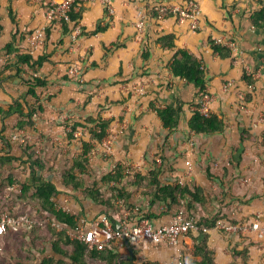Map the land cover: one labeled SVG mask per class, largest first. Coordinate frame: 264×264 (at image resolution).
<instances>
[{"label":"crops","instance_id":"obj_1","mask_svg":"<svg viewBox=\"0 0 264 264\" xmlns=\"http://www.w3.org/2000/svg\"><path fill=\"white\" fill-rule=\"evenodd\" d=\"M157 1L112 0L113 15H108L100 3L86 2L82 19L70 24L64 34L61 23L48 22L46 0H0V110H7L16 101L35 104V99L27 94L28 84L22 80L28 74L48 81L47 87L37 89L44 111L34 116L32 128L36 127L38 115L59 117L67 109L76 111V122L84 123L88 116L95 117L92 112L96 104L79 89H87L91 94L98 90V106L106 101L118 104L112 111L101 113L103 120L112 121L106 138L111 142L110 151L117 164L148 163L157 156L156 164L147 166L148 172L160 170L167 178L165 184L178 182L205 189L207 204H195L192 210L197 218L218 212L237 221H250L257 215L264 217V27L256 26L251 19L259 5L254 0H196L200 5V26L193 31L187 21L180 23L173 15L159 17L155 12L149 13ZM187 1L160 0L168 5ZM141 19L145 26L138 30L136 24ZM100 23L109 27L94 36L72 40L76 28L89 32ZM39 29L45 30L43 41L32 38ZM166 35L175 36V49L162 48L157 42ZM210 40L216 43L221 40L226 47L229 44L231 56L221 58L214 53ZM116 43L119 46L112 47ZM177 49L188 50L202 61L209 108L223 120L222 133L191 131L189 121L202 101V92L195 84L172 75L169 65ZM16 54H30L35 60L45 55L48 60L34 70L27 64H18ZM74 64L80 67L81 81L62 77L68 76L67 70ZM244 74L251 84L243 79ZM51 77H58L59 84L53 83ZM228 84L229 89H225ZM151 104L160 108L181 104L183 114L178 127H164ZM83 105H91V113L79 111ZM123 111L121 122L119 116ZM19 120L18 114L6 118L0 114L4 129L7 124H15L17 128ZM49 122H53V117ZM208 169L213 179L208 178ZM130 201L134 203L132 198ZM160 205L161 211H154L150 220L154 226L171 222L180 206ZM134 211L137 209L131 212ZM198 230L182 238L179 246L151 243L135 246L136 262L173 264L178 249L190 262L196 260L193 248L200 234ZM207 233L216 264L233 263L234 248L248 251L247 263L240 257L234 264H264V248L254 237L226 235L216 227ZM116 246L125 257H132L128 243Z\"/></svg>","mask_w":264,"mask_h":264},{"label":"trees","instance_id":"obj_2","mask_svg":"<svg viewBox=\"0 0 264 264\" xmlns=\"http://www.w3.org/2000/svg\"><path fill=\"white\" fill-rule=\"evenodd\" d=\"M259 8L252 14L251 19L256 26L264 27V0H254ZM156 4L161 3L160 0L155 2ZM78 5H81L78 7ZM155 5V4H154ZM83 2L76 1L69 9L68 16L69 21L65 19L61 20V25L64 34L69 31L70 24H76L82 19ZM11 10V9H10ZM10 16L11 11H10ZM12 22H14V18ZM109 27L108 24L102 25L101 23L97 25L95 30L85 32L82 30L80 36H94L100 32H104ZM174 35H166L157 40L162 48L175 49ZM214 53L218 54L221 58H228L231 56L232 50L229 47L217 44L216 42L209 41ZM119 44H113L112 47H117ZM8 52H12L11 47L8 46ZM18 64H27L30 68L36 70L41 67L42 64L48 60L47 56H39L36 60L30 54H16ZM96 64L93 63V66ZM170 71L174 77H179L190 83L195 84V86L202 92V95L206 91V79L205 70L202 61L193 53L185 49H177L173 60L171 61ZM21 70L18 69V73ZM243 79L251 84V81L244 74ZM23 82L28 84L27 94L35 99V104L30 105L25 102L24 105L20 101H16L14 104L10 105L7 110H0L2 117L6 118L12 114H18L20 120L17 123L18 129L32 128L34 126V116L38 112H43L44 108L41 104V98L37 93V89L45 88L48 85L46 78L40 76L29 75L27 78H22ZM90 102V97L87 98L86 104ZM38 103V104H37ZM201 103L197 106L193 113L191 120L189 121V127L195 134H213L222 133L225 128L223 120L215 113L210 112L209 114H203L198 111ZM153 110L156 111L158 117L163 122L164 127L168 129H175L178 127L179 121L182 117L183 110L182 105L179 104L177 107L166 106L164 108L156 107L151 104ZM27 108V111L25 110ZM87 129L91 141L82 140L81 153L78 154L72 161L69 169L63 174V184L66 187H71L74 191H80L84 197L92 200L95 204L105 206L107 208L116 207L117 204H125V207L129 211L138 210V213H142L141 209L137 204L132 203L130 200L133 193L129 191L122 184L125 178L124 168L121 164H117L114 169L102 178V182L105 184H111V197L105 198L102 191L99 188L87 187L85 186L84 176L88 173L90 166V155L94 148V142L102 143L108 136V129L110 127V122L103 120L101 114L99 113L97 117L88 116L84 123L74 122L72 125V132L77 131L78 128ZM73 137V134H69ZM3 148H0V163L5 164L13 161H23L22 158L12 155V144L6 139H2ZM27 160L25 162L28 164L31 170V183H21L20 193L23 199L34 200L44 212V214L49 215L53 218V221L72 230H78L80 225L78 218L65 211L64 209L58 207L55 203V199L61 194L58 187L51 181L45 180L38 171L43 172L45 170V164L42 160L34 158L31 153H28L27 149L24 150ZM134 184L138 187H142L144 194L149 199L150 206L158 204H166L169 208L180 205L178 208H185L186 213L192 217L196 225L199 227L198 232L199 237L196 239L193 254L196 260H192L191 264H216L214 261V252L208 246V233L207 230L215 227L216 222L219 219H227L230 222H238L235 219L229 218L220 212L211 215L206 218H197L193 213V208L195 204L205 206L207 204V198L205 195V189L199 186H193L192 188L186 185H181L178 182L173 183H163L161 181V171L151 170L147 175H142L141 173H136ZM207 176L209 179H213L214 176L211 174L210 170H207ZM10 184H13V179H9ZM31 193L30 197L27 198L26 195ZM181 201L184 203H181ZM181 203V204H180ZM141 209V210H140ZM143 217L151 220L153 214H143ZM142 219V218H141ZM111 226L116 228L118 221L114 218H109ZM129 224L139 223L140 220L132 221L131 219L126 220ZM36 224H33L25 231L30 232L34 229ZM104 227V225H102ZM52 241L51 246L55 254L60 255L64 258L69 259L71 264H90L89 260H95L102 262L104 264H155L151 262L138 263L136 262L135 246L129 243V247L133 252L132 257H125L116 245L109 244L108 246L99 249L98 247L90 248L89 245L77 237L71 236L66 229L56 230V228L49 229ZM192 234V232L190 231ZM257 245V243H253ZM248 251L246 249L239 251L236 248L232 250V257L234 262L241 257L244 263H247ZM199 260H198V259ZM61 261L55 258L49 257L43 259L40 264H59ZM231 263V264H234Z\"/></svg>","mask_w":264,"mask_h":264},{"label":"rangeland","instance_id":"obj_3","mask_svg":"<svg viewBox=\"0 0 264 264\" xmlns=\"http://www.w3.org/2000/svg\"><path fill=\"white\" fill-rule=\"evenodd\" d=\"M45 6L46 8L50 7V3L47 0ZM153 10L154 9L150 8L148 12L152 13L154 12ZM53 23H60V21L55 20ZM68 76L64 75L62 77L69 80L75 79ZM50 80L55 84H59L58 77H51ZM79 90L85 91L87 96L90 95L92 102L96 104L92 112L95 117H97L98 113L103 114L105 111L106 113L109 110L112 111L114 107L116 108L114 105H118L106 101V104L98 106V90H95L92 94L88 93L87 89ZM130 94H132V92H130ZM139 96H142V94ZM46 105L49 106L50 104L46 102ZM81 107L82 106H79V111H83V113L86 114V111L89 110L91 105H89V107H85L84 105L82 108ZM124 111L119 116L121 122L124 119ZM66 112V114L59 117L51 116L53 117V122L51 124H49V119L51 117L49 118L48 114L38 115L36 117V127L27 128L26 130H19L15 127V124H7L5 129L3 128L4 125H0V148H3V138L10 141L13 146L11 154L23 160L5 164L0 163V212H8L11 216L15 217L28 216L34 222L33 224H36L34 229L30 232L25 231V229L17 232L9 231L5 237L0 238V264H40L43 259L49 257L60 260L61 262L59 264H71L69 259L55 254L52 250V236L49 229L51 227L60 231L58 227L53 225V218L44 214L40 206L34 200L23 199L21 197L20 184L31 183V170L25 162V160H27V156L24 153L25 149H27L28 153H31L34 158H38L44 162L46 168L43 172L38 171V174L45 180L53 182L58 187L61 194L55 199L56 205L78 218L80 230L89 231L95 228L96 224L99 223V228L105 231L107 229V224L111 225L109 220L110 217L116 218L121 223L126 222L127 219H131L132 221L140 220L141 222L147 219L143 217L142 213L149 215L155 214L154 211L158 213L159 210L161 211V205L159 204L155 207L150 206L149 199L143 193V188L134 184V175L136 173L147 175L150 169V167L147 166L150 165V163L151 165H153V163L156 164L157 156L151 157L148 163L144 162L142 164H137L135 162H126L123 164L125 178L121 185H124L133 193L132 201L143 209L142 213H138V210L133 213L122 203L111 208L95 204L92 200L84 197L82 192L74 191L71 187H66L63 184L64 172L69 169L73 159L81 153L82 140L91 141V136L86 128L83 129L80 127L75 132L71 131L73 123L76 122L75 117H77V114H75L76 111L73 109H67ZM79 119H82V117ZM111 119L112 118L108 120ZM79 122L83 123V121ZM70 133L73 134V137L69 136ZM106 139L102 143L94 142V148L90 155L89 170L84 176L85 186H95L99 188L105 198L111 197L112 185L103 183L102 177L111 172L117 164L110 151L111 142ZM164 175H161V180L163 183H166L167 178H165ZM10 178L13 179V184H10ZM30 195L31 193H28V195H26L27 198H29ZM102 225L106 228H103ZM140 261L142 262L143 259ZM88 262L90 264H104L95 260H89Z\"/></svg>","mask_w":264,"mask_h":264},{"label":"built area","instance_id":"obj_4","mask_svg":"<svg viewBox=\"0 0 264 264\" xmlns=\"http://www.w3.org/2000/svg\"><path fill=\"white\" fill-rule=\"evenodd\" d=\"M97 2L105 6L108 15L114 14V7L112 0H60L59 2H53L48 0L50 7L47 9V20L49 23L62 19L69 21L68 11L70 7L76 2ZM81 5H78L80 7ZM151 9L158 14L159 17H165L167 15H173L180 23L188 22L191 30L196 31L200 26V5L196 0H188L178 5H168L166 3H158L153 5ZM145 22L141 19L137 24L138 30H143ZM81 28H76L75 33L72 36V40L76 41L81 34ZM35 40L43 41L45 38V30L39 29L32 36ZM221 40L217 41V44H221ZM228 47L229 44H227ZM70 77L75 78L77 81H81L80 67L78 64L70 66L67 70ZM228 84L225 89H229ZM198 111L203 114H209V96L208 94L202 95L201 106ZM264 144V137L262 140ZM33 221L28 216H11L8 212H0V238L6 236L9 231L17 232L22 229H28L33 225ZM107 223V222H106ZM60 230L66 229L68 233L77 237L79 240L87 243L90 248L98 247L102 249L109 244H118L121 242L131 243L134 246H141L145 243H151L154 245L168 244L170 246H179L182 238L189 235L190 231L197 230L199 227L196 225L195 220L186 214L185 210L178 208L176 210L171 222L161 226H154L150 220L145 219L140 223L129 224L127 222L121 223L118 221L116 228L107 224V229L102 231L99 228V223L95 228L89 231L84 230H72L68 227H64L56 222L53 224ZM219 231L226 235L238 234L247 237H254L260 247L264 248V217L257 215L250 221H238L230 222L227 219H219L215 226ZM80 228V227H79ZM103 228H106L105 226ZM1 251V249H0ZM173 264H191L187 260L181 250L178 249Z\"/></svg>","mask_w":264,"mask_h":264},{"label":"water","instance_id":"obj_5","mask_svg":"<svg viewBox=\"0 0 264 264\" xmlns=\"http://www.w3.org/2000/svg\"><path fill=\"white\" fill-rule=\"evenodd\" d=\"M131 254H132V252H131Z\"/></svg>","mask_w":264,"mask_h":264}]
</instances>
